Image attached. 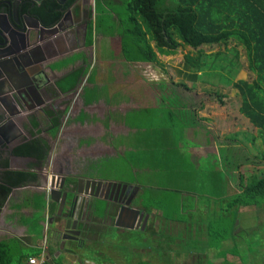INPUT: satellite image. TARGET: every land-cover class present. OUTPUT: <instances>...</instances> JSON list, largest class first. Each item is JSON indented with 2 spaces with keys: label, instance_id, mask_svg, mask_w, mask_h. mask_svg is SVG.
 <instances>
[{
  "label": "crops",
  "instance_id": "crops-1",
  "mask_svg": "<svg viewBox=\"0 0 264 264\" xmlns=\"http://www.w3.org/2000/svg\"><path fill=\"white\" fill-rule=\"evenodd\" d=\"M66 1L59 0L57 2L64 4ZM122 1L111 0V6L103 5L101 0L77 1L71 13L72 17L69 16V20L65 24L73 26L70 30L72 37L68 38L67 32H61L53 38L54 43L52 48L50 47L53 50L50 54L52 56L41 63L45 74L50 76L54 83L55 96L57 97L56 111L58 114L64 112L57 121L59 133L56 136V145L58 146L55 152L56 154L61 153L64 148L63 143L72 140L75 156L93 155L87 159L89 164H87L85 169L87 171L84 173L91 169H98L97 160L111 162L114 166L110 172L111 179L125 183L130 182L135 187V208L143 210L145 213L146 210L148 211L147 208H151V211L147 212L149 214L147 224L153 225V232L159 233L160 225H163L162 228L165 229H169L171 226L181 227V229L191 226L190 218H187V222L183 219V223L163 220L161 212L166 210L165 207L159 209L152 203L145 204L142 200L144 194H151L150 192L146 193V190L152 186L148 178H150L153 169L135 161L136 157L134 156L143 147L140 145L142 140L138 136L139 127L135 124L134 116L142 111H155L158 124L156 127L153 125L150 134H146L144 137L148 140V144L155 140L152 144L164 149L162 156L165 158L160 162L164 164L167 177L172 179L173 176H169L172 172L174 177L175 174L179 175L180 180H183L184 177L192 178L193 187H188L186 191L181 192L178 202L181 205L180 210L183 212L185 211L184 202L188 201L189 207L186 212L195 213L196 217L200 216L202 220L198 221L197 225L193 224L194 234H198L195 237L198 242L202 243L200 247L202 252L181 255L179 258L183 260L186 258L187 264H202L204 260L205 264L208 262L211 264H245L240 261L241 257L234 254L232 250L233 248L236 250L235 244L240 241V230L251 219L252 210L260 215L259 222H262L263 225L264 214L262 211L264 210L261 205L255 206L253 209L247 205L229 208V201L241 194L247 187L245 184L242 185V181H245L243 172L264 171L262 134L240 113V106L237 108V112L235 108H229L227 105L220 107L219 99L215 101L213 98L216 95L213 91L208 92L204 89L191 91L187 87V82H199L198 75L204 72L205 66H203V71H201L203 67L198 72L192 71L184 57L190 55L199 58L203 64L202 57L205 53L198 52L201 55H196L193 52H188L189 48L186 46H179L174 51L162 52L158 51L153 43H150L156 54L154 62L126 61L121 52L122 22L126 18L125 13L120 11ZM223 46H227L230 52L235 51V48L244 51L243 46L233 39ZM103 50L108 51L109 55L104 56ZM205 55H214L219 58L221 56L217 52ZM78 68L83 69L84 75L78 82H75L76 76L69 74ZM183 85L188 89L182 93L179 92L178 99L183 102V106L181 105L180 108L191 106L192 108L189 110H194L196 119L200 117L206 123L202 125L183 124L177 118L181 115L176 111L177 108L176 110L170 109L171 105L167 100L170 98L168 94L170 92L163 91L164 88L173 86V89H184ZM140 89L143 92H140ZM232 91L235 95L233 86ZM203 96L208 100L204 103L199 100V105L196 107L198 98ZM210 96L212 99H209ZM185 99L193 100L194 103L188 104L184 101ZM149 104H153L152 108H149ZM161 111H166L167 114ZM174 113H176L177 123L180 124L178 129H175L173 120L170 124L166 123L164 119L166 115L170 118L173 117ZM246 132H248V136L245 135ZM166 138H169V141ZM255 145L259 151H262L261 155L256 154ZM76 147H78L77 150ZM175 151L179 153H173ZM174 167H179L182 171L180 169L181 172H178L176 169L177 172H174ZM49 176L47 181H49ZM200 184L201 186H199ZM16 189L17 187L12 191ZM188 191L190 192L187 193ZM31 193L34 196L41 194V212L38 219L39 224L28 222L29 229L27 228L26 234L31 238L23 246L28 253L39 251V255L32 258H35L37 262L41 260L45 262L52 258L45 253V245L41 243L40 239L34 238L33 234L47 228L46 219L49 213L54 212L55 205L48 204L44 191L39 193L32 191ZM28 194H30L28 191L24 192L23 196ZM140 199L143 201L142 203ZM31 201L34 202L32 199ZM94 207L95 213H91L89 217L94 221L93 227L99 228L101 236L98 239L93 235L90 236L83 250H87L90 256H92L91 253L98 255L100 257L99 264H128L127 259L122 258L121 253L116 251L117 240L106 238L107 232L111 228L119 229L108 222L109 220L111 222L110 215L114 208H109L102 201L95 202ZM98 207L99 209L104 208V212H101ZM202 214L209 216L208 221L204 220ZM180 221L182 220L180 219ZM209 224H214L217 230L223 225L227 228L226 239L218 246L215 239H209L206 229ZM5 227L7 228V226ZM10 227L14 228V225L11 224ZM10 227L9 229H11ZM188 229L190 230V227ZM140 231L130 230L127 233ZM143 231L141 232L144 237L148 239L151 237L157 242L156 235L151 236ZM154 240L147 244L143 241L144 243L139 247L136 245L132 247V253H137L139 259L141 256L139 249H144L148 255V259H140V261L134 262L135 264H156L154 261H150V255L153 260L157 256V245ZM208 242L211 243V248L208 246ZM119 245L123 246L121 243ZM51 249L54 248L51 246ZM71 250L72 248L67 249L66 253L69 255L68 251H70L78 257L77 264L89 262L88 260L82 262L85 256L84 251L74 252ZM68 255L59 258V260L64 264H72ZM75 256L72 258L75 259Z\"/></svg>",
  "mask_w": 264,
  "mask_h": 264
},
{
  "label": "trees",
  "instance_id": "trees-1",
  "mask_svg": "<svg viewBox=\"0 0 264 264\" xmlns=\"http://www.w3.org/2000/svg\"><path fill=\"white\" fill-rule=\"evenodd\" d=\"M74 1L67 0L63 5H60L56 0H45L43 3L41 2L40 6H35L32 11L45 25H52L61 18L60 10L67 9ZM101 1L105 6L110 4V0ZM124 8L126 18L122 22L121 52L126 61L154 62L156 54L150 43H153L154 47L162 52H170L179 46H186L192 51L200 53L202 52L201 47L205 45L226 44L230 39L241 44L246 56L247 70L251 76L249 79L234 81L232 86L241 99L240 113L262 134L264 147V0H124ZM184 60L195 72L205 66L199 61V58L190 55L185 56ZM69 75L76 76L75 82H78L84 75V71L82 68H78ZM184 89L188 88L184 86ZM221 97L219 95L220 103L223 102ZM63 114L64 112H60L58 118H61ZM57 127L56 121L54 132L57 131ZM40 142L42 153L38 160L42 162L46 159L48 147L43 141L38 143ZM32 143V145H36V141ZM97 163L100 171L104 167L110 172L114 169L111 162L99 160ZM9 175V180L6 182L9 186L0 187L1 203L8 197L12 187L36 181V176L28 173ZM261 199H264V177L253 181L241 194L230 200L229 208L251 206V204L258 206ZM147 209L151 211L150 207ZM99 210L104 212V208ZM148 211L146 210V213ZM115 213L116 210L110 215L112 220ZM161 213H163L162 219L165 221L183 223L179 217L176 220V215L168 214L167 209ZM183 229L179 230L176 235L180 234L181 238L177 239L186 241L190 237L189 234L186 235L187 227L185 226ZM206 229L209 239H215L217 246L226 239L227 230H217L214 224H209ZM153 230V225L149 223L143 232L149 233L151 236L156 235V240L159 243L160 239L163 241L168 238L175 242L173 237H169L171 235L164 234V230L159 233L153 232ZM92 235L98 239L101 236L99 228H95V226L91 228L87 237ZM208 246L211 248V243ZM156 248L159 252L164 250L162 247L157 246ZM166 249L165 251H168V248ZM68 252L72 254L70 251ZM38 255L39 251L37 250L29 253L24 251L18 239L0 241V264H26L30 258ZM86 258L84 256L82 262ZM44 263L64 264L59 259L47 260Z\"/></svg>",
  "mask_w": 264,
  "mask_h": 264
},
{
  "label": "flooded vegetation",
  "instance_id": "flooded-vegetation-1",
  "mask_svg": "<svg viewBox=\"0 0 264 264\" xmlns=\"http://www.w3.org/2000/svg\"><path fill=\"white\" fill-rule=\"evenodd\" d=\"M43 1L45 0H42V3ZM57 1L59 2V0ZM28 7L29 5H23L19 7L18 12L15 10L13 20L22 22V17L27 12ZM32 10L30 11L31 14L37 16ZM1 23L4 24V22ZM52 51L48 47L42 48L37 58L47 60L52 56H50ZM38 61L35 60L33 62L32 71L34 73L39 72ZM41 71L44 72L42 67ZM37 76L35 75L32 78L33 81L28 80L26 77L18 78L16 83H14V89H17V92L13 91V86L9 85V83H2L0 85V89L5 93V97L2 99L4 109L0 108V187L9 186L6 182L9 180V174L12 173H28L36 176L35 182L15 186L17 187L15 191L11 189L10 194L3 203H1L0 197V241L18 239L23 248V244L26 245L28 239L31 238L30 235L26 234L29 229L27 227L28 222L39 224L38 219L41 212V194L34 196L31 192L35 191L39 193L44 191L48 204L55 205L54 212L49 213L46 219L48 223L51 218L54 219L53 223H56L66 213L73 214L71 203L66 202L62 216H58V205L48 198L47 191L43 189L44 185L49 175H54L58 178L64 177L66 180L62 192H66L69 180L74 179L76 183V179L87 171L85 170L86 166H88L87 164H89V160L87 159L93 156L86 154L82 156L78 155V157L75 156L73 154L74 145L72 140L65 141L63 143V151L56 154L55 150L58 146L56 145V136L59 132H54V129L56 128V121L59 118L56 111L57 106L55 105L57 97L55 96L54 83L52 82V78L46 74L45 76H41V78ZM33 141H36L35 146L32 145ZM39 141H43L48 147L46 159L42 162L38 160V157L42 153V144L41 142L38 143ZM76 161L78 162L76 163ZM104 180H106L105 183L107 185L100 187L99 190L102 189V198L106 199V201L102 202H105L109 208L116 210L114 219H111V222L110 220L108 221L109 224L111 223L115 227V218L122 206L124 208H135V187L130 182L125 183L124 181L115 179ZM111 184L115 185L112 186ZM119 184H121L120 187L117 186ZM124 184L126 188L123 190ZM27 191L30 194L23 196V193ZM81 210L82 201L79 210L75 211L76 220L78 221L75 230L80 233L78 236L70 233L69 230H64V226L61 229H55L52 225L48 226L49 224L45 230L41 229L39 232L33 234L34 238L40 239L41 243L45 245V253L51 256L52 259L67 256L66 250L69 248H72L74 252L84 251L83 247L86 245L85 243H87L88 239L87 233L93 228L94 221L88 215L84 217L80 212ZM130 215V211L127 212V215L123 213V224H128L126 218L130 217ZM81 218L83 221H81ZM11 224L14 225V228L10 227ZM127 231L130 230L117 229V233ZM138 231H140V227ZM51 246L54 248V251L51 249ZM75 259L78 262V257L75 256Z\"/></svg>",
  "mask_w": 264,
  "mask_h": 264
},
{
  "label": "rangeland",
  "instance_id": "rangeland-1",
  "mask_svg": "<svg viewBox=\"0 0 264 264\" xmlns=\"http://www.w3.org/2000/svg\"><path fill=\"white\" fill-rule=\"evenodd\" d=\"M109 6H111V0H110ZM120 11L122 13H125L124 0L122 1V7ZM223 45H226V44L213 45V46L205 45L201 47L202 48L201 53L203 54L217 52L219 53V55L221 54V56L219 58L214 55L207 56L204 54V56L202 57L203 58L202 61L205 64V70L203 67L201 71L204 70V72L201 73L202 75L201 74L198 75L199 82H195V81L187 82L186 85L191 91H199L200 89L201 90L204 89V91H208V92L213 91L216 95L218 94L217 96L216 95L213 96L215 101H218L217 99H219V95L222 96L221 99L224 100L222 103L217 102L218 105H220V107H222V105H227L229 108H232V107L235 108L237 112V108L240 106L241 99L239 95L236 94V91H235L236 96L234 95L232 91V83L240 79H245V78L249 79L251 74L247 70V62H246L244 51L239 48L237 49L235 48L234 49L235 51L230 52L228 51V47L223 46ZM187 51L193 52L196 55L200 53V52L198 53V52L192 51L191 49H187ZM103 55L108 56L109 52L106 50H103ZM184 90L185 89L183 88L173 89V86L170 88H164L163 91L170 92L168 93L170 98L169 99L167 98V100L169 101V104L171 105L170 109L176 110L177 108L176 111L181 114L177 118L181 120L180 122L183 124L184 123L186 124L195 123L196 125L197 124L202 125L203 123H206V121H204L200 117L196 119L194 110L193 111L189 110V108H192L191 106L189 108H184V107L180 108L181 105L183 106L182 104L183 102H181V100L178 99V95L180 91L182 93L184 92ZM140 92H143V90L140 89ZM187 98L189 97L187 96ZM209 99H212L211 96ZM199 100L204 103L205 101L208 100V98H205V96L198 98L196 107H198L199 105ZM184 101L188 102V104H191V102L194 103V101L190 99H188V101L185 99ZM223 103H226V104H223ZM149 105H150L149 108H152L153 104H149ZM161 112L164 114H167L165 113L166 111H161ZM175 115L176 113H174V116L171 118L166 115L164 116V119L166 123H170V124L172 122L171 120H173V125L175 129H178L180 127L179 126L180 124L177 123ZM134 119H135L136 126L139 127L138 136L142 140L140 142V145L143 147L141 148L140 151H138L137 155L134 156L136 157L135 161H139L141 164H146L148 167H151L153 169V171L151 172L150 178H148L152 186L148 188L147 190L144 188L146 190V193L150 192L151 194L150 195L144 194L142 196L143 197L142 200L144 201L145 204L152 203L157 207H165L168 211V214L172 216L176 215L175 216L176 220H178V217H179L182 221L183 219H185L187 222L188 221L187 218H190V222L192 223V225L187 227V229L190 227V230L188 229L190 233L189 232L186 233V235L189 234L190 238H188V240L186 241L179 240L177 238H181V235L180 234L176 235V234L179 232V230H181V227L179 229V227L177 226H171L169 227V229L166 228L167 230H165V228H162L163 225L159 226V229H158L159 232H162V230H164V234L171 235L169 237H173V239H175V242H173L172 240H170V238H168L163 241H161L160 239V243H159V242H156L151 237L149 239L147 237H144V235L141 234V231L134 232V233H130V232L117 233V230L114 228H111L107 232L106 238H110V239L112 238V240L114 241L117 240L116 243L118 245L116 246L117 248L116 251H119L121 253L120 255L122 258L127 259L128 264H135L134 262L140 261V259H148V255L146 254V251H144V249H139V252L141 255L140 259H139V255L137 253H132L131 249L134 245L139 247L142 243L144 242L145 244H147L148 242L152 243L153 240L155 241V245H157L158 247H162L164 249L168 248V251L160 250L159 252L157 250L156 259L153 260L150 255V261H154L156 264H187L188 260L186 258H184L183 260V259H180L178 256H181V255L186 256L188 254H200L202 252L200 249V247L202 246V243L198 242V239L195 237V235H198V234H194V226H193V224L197 225L199 224L198 221H202V220L200 219V216L196 217L197 214L186 212V210L189 207L188 201L184 202L185 211H183L184 214H182L183 212H181L180 210L181 205L178 202L179 197H180L179 194L181 192L186 191L188 187L189 188L193 187V183L191 180L192 178L184 177L183 180H180L178 178L179 175L175 174V177H174V175H172L173 174L172 172H170L169 176H173V178L171 179L167 177L164 171V164L160 162L165 158V156H162L164 155L163 154L164 149L159 146L156 147L155 144H152L155 140L150 141L148 144V140L145 139L144 136L146 134L147 135L150 134L153 128V125H155L156 127V124H158V118H157V114L155 113V111H152V110L142 111L138 115H135ZM192 135H195V134H192ZM245 135L248 136V132H246ZM198 137L199 136L197 135V138ZM156 138L157 137L155 136V139ZM166 140L169 141V138H166ZM254 147H255L254 149L256 151V154L261 155L262 151H259L258 150L259 148H256L257 147L256 145ZM77 149L78 147H76V150ZM173 153L178 154L179 152L175 151ZM129 158H132V157H129ZM176 169L179 172L181 168L174 167L173 169L174 172H177L175 171ZM99 173H100L99 175L102 178H111L110 176H112L110 171L105 167ZM243 175H244L245 181H242V185L244 186L245 184L246 186H250L253 181L261 179V177L264 176V171L252 170V173L243 172ZM187 183H188V186H187ZM194 183L196 184L195 180H194ZM199 186H201V184ZM189 192L190 191H188L187 193ZM142 200L140 199L141 203L143 202ZM259 202H260L261 208L264 210V199H261ZM251 207L253 209L255 207L254 204H251ZM261 211H259L260 214H261ZM201 212L203 213V211ZM262 212L264 214V211ZM250 217L251 219L245 223L244 228H241L240 233H239L240 241L238 244H235L236 250L233 248L232 252L238 255L239 257H241L240 261L242 263L264 264V250H262L264 249V225L262 224V222H259L261 217L257 213H254V210H252ZM203 218L205 221H208L209 216L203 215ZM220 229L227 230V228L224 225L221 226ZM119 243L123 244V246L119 245ZM195 244H198V245H195ZM84 254L87 257L85 260L89 261L85 264H99L100 263V257L98 255L91 253L92 256H90V253H88L87 250H84ZM121 262L123 263V261ZM202 264H205V260L202 261ZM207 264H211V262H208Z\"/></svg>",
  "mask_w": 264,
  "mask_h": 264
},
{
  "label": "water",
  "instance_id": "water-1",
  "mask_svg": "<svg viewBox=\"0 0 264 264\" xmlns=\"http://www.w3.org/2000/svg\"><path fill=\"white\" fill-rule=\"evenodd\" d=\"M77 1L79 0H76L71 7L60 10L62 16L59 21L52 25H45L36 15L30 12L35 6H39L42 0H0V85L2 83H9V85L13 86V91L17 92V89H14V83H16L18 78L26 77L28 80L33 81L32 78L35 75H38L37 77L39 78L45 76V72L41 71V63L45 60L38 59L37 55L42 48H52L54 43L52 39L59 35V33L67 32V37H72L70 30L73 26H67L65 24L69 20L68 17H72L71 13ZM23 5H29V7L22 17V22L13 20L15 10L18 12L19 7ZM60 5H63V3H60ZM1 22H4L5 27ZM35 60H39L38 64L40 66L38 65V67L40 69L38 73L32 71ZM4 97L5 93L0 89L1 109H4L2 101ZM96 170L91 169L81 174L82 176L76 179V183L74 179H70L66 192H62L66 178H58L54 175L49 176L50 182L47 185L48 181H46L44 189L47 191L48 198L58 205V216H62L66 202L71 203L73 214L66 213L56 223H53L54 219L51 218L48 223L49 225L47 224L48 226L52 225L55 229H61L64 226V230H69L75 236L80 234L75 230L78 223L75 211H78L81 207V201L82 210L80 212L84 217L95 213V202L106 201V199L102 198V189L99 190V188L107 185L104 179L111 178H102L99 175L100 170ZM111 185L114 186L115 184ZM117 186L120 187L121 184ZM87 187L89 191H87ZM122 188L124 190L126 185L124 184ZM129 211L131 213L130 217L126 216L128 224H123V213L127 215ZM148 218L149 214L143 210L129 207L124 208L122 206L117 213L114 226L126 230H138L140 227V230L143 231L147 225ZM83 220L81 218V221ZM73 256L74 254L68 255L71 263L77 264L76 260L72 258Z\"/></svg>",
  "mask_w": 264,
  "mask_h": 264
},
{
  "label": "built area",
  "instance_id": "built-area-1",
  "mask_svg": "<svg viewBox=\"0 0 264 264\" xmlns=\"http://www.w3.org/2000/svg\"><path fill=\"white\" fill-rule=\"evenodd\" d=\"M42 262H43V260L37 262V260L35 258H30L28 260V264H42Z\"/></svg>",
  "mask_w": 264,
  "mask_h": 264
},
{
  "label": "bare ground",
  "instance_id": "bare-ground-1",
  "mask_svg": "<svg viewBox=\"0 0 264 264\" xmlns=\"http://www.w3.org/2000/svg\"><path fill=\"white\" fill-rule=\"evenodd\" d=\"M49 182H50V181H48V184H49ZM48 184H47V185H48ZM42 264H44V260H43Z\"/></svg>",
  "mask_w": 264,
  "mask_h": 264
}]
</instances>
